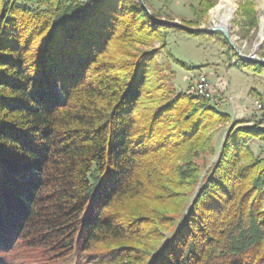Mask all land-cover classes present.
I'll use <instances>...</instances> for the list:
<instances>
[{
    "label": "trees",
    "instance_id": "obj_1",
    "mask_svg": "<svg viewBox=\"0 0 264 264\" xmlns=\"http://www.w3.org/2000/svg\"><path fill=\"white\" fill-rule=\"evenodd\" d=\"M167 1L0 0V264H264L262 122L178 91L166 33L264 66L189 31L219 0Z\"/></svg>",
    "mask_w": 264,
    "mask_h": 264
},
{
    "label": "rangeland",
    "instance_id": "obj_2",
    "mask_svg": "<svg viewBox=\"0 0 264 264\" xmlns=\"http://www.w3.org/2000/svg\"><path fill=\"white\" fill-rule=\"evenodd\" d=\"M164 0H150L155 8H160ZM218 3L208 11L199 23L196 29H210L215 25H220L213 15L215 8L219 4L233 5V12L229 25V43L233 44V49L240 55L249 56L253 53L257 44H259L261 26L264 22V0H253L254 11L257 16L256 27L250 31L248 36L244 35L242 25L241 9L239 7L240 0H219ZM196 0H168L165 12L175 19L174 22H179V18L187 20L193 19V8H196ZM222 11H218L222 15ZM242 25V26H241ZM222 37L215 35L208 37L207 35L199 37H191L183 32L167 31L166 42L167 50L171 53L173 58L183 63L174 64L173 70L176 72L175 86L178 91H186L197 78L202 75L206 76L212 86V94L215 103H219L217 109L226 113L231 118L236 119L233 109L235 106L245 107L248 110L249 122L258 125V114L256 113L253 102L255 100H264V70L260 73L252 72L240 63H234L236 59H231L230 55L225 54ZM231 45V44H230ZM264 45V44H263ZM232 46V45H231ZM263 48V46H261ZM261 48L255 56L261 58ZM158 61L165 62L166 58L162 54ZM192 68V69H191ZM225 85L223 90L218 85ZM221 85V86H222ZM192 94V93H191ZM193 95V94H192ZM259 96V97H257ZM264 124L258 125L261 129ZM224 131L218 132L214 137V144L218 145L222 140ZM254 153L259 156H264V144L259 140L251 145ZM214 159L209 156H202L198 161L201 172L204 173L206 167Z\"/></svg>",
    "mask_w": 264,
    "mask_h": 264
},
{
    "label": "built area",
    "instance_id": "obj_3",
    "mask_svg": "<svg viewBox=\"0 0 264 264\" xmlns=\"http://www.w3.org/2000/svg\"><path fill=\"white\" fill-rule=\"evenodd\" d=\"M191 86L190 93H205L206 99L210 101H214L212 86L208 78L204 75L197 78V80ZM222 85V84H221ZM218 85L221 90L225 85ZM253 107L258 114L259 121L264 123V100H255L253 102Z\"/></svg>",
    "mask_w": 264,
    "mask_h": 264
},
{
    "label": "water",
    "instance_id": "obj_4",
    "mask_svg": "<svg viewBox=\"0 0 264 264\" xmlns=\"http://www.w3.org/2000/svg\"><path fill=\"white\" fill-rule=\"evenodd\" d=\"M174 25L179 26L181 28H185L183 26L180 25L179 22H173ZM189 31H203L206 34L212 33V32H220L224 35V37L229 40V28L223 27L221 25H215L213 28L210 29H189ZM230 44L233 47V44L230 42ZM264 44V37L259 41V44H257V46L255 47L253 53L249 56H244V55H240V53L238 52V56L245 62H252V63H256V64H260L264 66V59L262 58H258L257 56H255L257 54V52L259 51V49L261 48V46H263ZM234 48V47H233Z\"/></svg>",
    "mask_w": 264,
    "mask_h": 264
},
{
    "label": "bare ground",
    "instance_id": "obj_5",
    "mask_svg": "<svg viewBox=\"0 0 264 264\" xmlns=\"http://www.w3.org/2000/svg\"><path fill=\"white\" fill-rule=\"evenodd\" d=\"M222 10H223L222 15H220L218 11H222ZM232 12H233L232 3L229 4L221 3L215 8V11L212 16L215 17V19L219 22L221 26L229 28ZM260 28H261V33L259 40H261L264 37V22L262 23V26ZM192 94L201 96L202 98L206 99L205 93H192Z\"/></svg>",
    "mask_w": 264,
    "mask_h": 264
},
{
    "label": "crops",
    "instance_id": "obj_6",
    "mask_svg": "<svg viewBox=\"0 0 264 264\" xmlns=\"http://www.w3.org/2000/svg\"><path fill=\"white\" fill-rule=\"evenodd\" d=\"M234 108H236V110L235 109H233V112H234V116L236 117V119H234V120H244V121H247V122H249V117H248V110H247V108H245V107H238V106H235ZM252 122L250 121L248 124H251Z\"/></svg>",
    "mask_w": 264,
    "mask_h": 264
}]
</instances>
